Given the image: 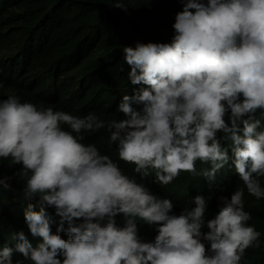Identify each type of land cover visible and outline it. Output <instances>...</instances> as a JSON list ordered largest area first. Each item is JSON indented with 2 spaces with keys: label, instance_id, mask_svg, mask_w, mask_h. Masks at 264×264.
<instances>
[{
  "label": "clouds",
  "instance_id": "obj_1",
  "mask_svg": "<svg viewBox=\"0 0 264 264\" xmlns=\"http://www.w3.org/2000/svg\"><path fill=\"white\" fill-rule=\"evenodd\" d=\"M180 2L170 42L123 47L128 79L148 86L122 96L123 119L77 116L15 95L0 99V159L22 165L23 197L35 200L24 210L25 222L42 238L33 246L22 230L15 232L14 246L0 247V264H14V253L32 264H242L248 248L260 247L244 189L221 196L207 221L200 194L194 207L170 214L172 199L152 194L83 143L84 132L105 129L118 142L119 160L134 164L140 180L154 174L161 185L181 172L196 173L197 161L209 164L199 174L211 187L229 162L218 138L223 133L233 142L232 163L247 192L264 199V131L253 118L264 109V0ZM112 6L128 9L124 0ZM10 180L0 177V188L10 189ZM48 208L59 217L55 233ZM137 220L158 226L154 242L140 240Z\"/></svg>",
  "mask_w": 264,
  "mask_h": 264
},
{
  "label": "trees",
  "instance_id": "obj_2",
  "mask_svg": "<svg viewBox=\"0 0 264 264\" xmlns=\"http://www.w3.org/2000/svg\"><path fill=\"white\" fill-rule=\"evenodd\" d=\"M124 2L127 11L112 6L114 0H0V99L15 95L21 102L77 116L96 113L106 122L123 119L117 110L122 96L148 87L134 85L128 79L130 66L124 59L123 47H134L137 41L170 42L175 15L183 8L180 0ZM253 118L260 121L257 130L264 131V109H258ZM83 135V143L95 145L102 155L117 162L124 174L135 177L152 194L172 199L170 214L179 215L194 207L192 198L200 194L207 202V221L222 206L221 196L230 199L234 191L244 189V208L252 217L248 223L261 233V243L260 247L246 250L242 264H264V199L257 200L247 192L232 163L233 142L223 133H218V138L228 152L229 162L218 171L211 187L199 174L209 164L197 161L196 173L181 172L170 184L161 185L154 174L140 180L134 164L119 160L118 142H111L105 129ZM21 170L22 165L0 159V177H11V188H0V247L14 246L12 235L21 230L33 246L42 242V238L32 236L25 222L24 210L35 200L23 197L26 179ZM261 186L264 187V178ZM47 211L54 221L51 230L55 233L59 217L54 208ZM115 220L118 226H124L123 214ZM137 227L142 242H154L157 225L137 220ZM208 230L205 223L202 231ZM60 235L68 238L64 232ZM59 258L63 260V256ZM17 260L32 264L14 253V264Z\"/></svg>",
  "mask_w": 264,
  "mask_h": 264
}]
</instances>
